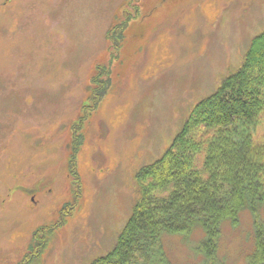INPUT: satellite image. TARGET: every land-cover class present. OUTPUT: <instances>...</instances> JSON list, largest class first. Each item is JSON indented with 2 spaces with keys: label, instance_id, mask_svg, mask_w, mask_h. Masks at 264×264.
Instances as JSON below:
<instances>
[{
  "label": "rangeland",
  "instance_id": "obj_1",
  "mask_svg": "<svg viewBox=\"0 0 264 264\" xmlns=\"http://www.w3.org/2000/svg\"><path fill=\"white\" fill-rule=\"evenodd\" d=\"M263 31L264 0H0V264L22 263L38 230L45 249L29 264L110 252L138 198L136 173ZM253 140L264 148V112ZM255 233L246 210L223 222L214 264H252ZM205 239L199 226L163 234L151 264H211Z\"/></svg>",
  "mask_w": 264,
  "mask_h": 264
},
{
  "label": "trees",
  "instance_id": "obj_2",
  "mask_svg": "<svg viewBox=\"0 0 264 264\" xmlns=\"http://www.w3.org/2000/svg\"><path fill=\"white\" fill-rule=\"evenodd\" d=\"M105 71L96 68L92 99L102 94ZM263 112L264 31L252 39L239 70L192 109L163 156L136 173L132 215L115 247L92 264H151L163 234H188L198 226L206 234L202 249L214 264L222 223L235 225L245 210L256 230L252 264H264L258 215L264 209V148L253 140ZM39 233L20 264L36 261L45 249L47 235Z\"/></svg>",
  "mask_w": 264,
  "mask_h": 264
}]
</instances>
